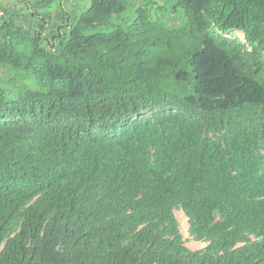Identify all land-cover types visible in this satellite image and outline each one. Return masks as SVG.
<instances>
[{
	"label": "trees",
	"instance_id": "1",
	"mask_svg": "<svg viewBox=\"0 0 264 264\" xmlns=\"http://www.w3.org/2000/svg\"><path fill=\"white\" fill-rule=\"evenodd\" d=\"M0 264H264V0H1Z\"/></svg>",
	"mask_w": 264,
	"mask_h": 264
},
{
	"label": "rangeland",
	"instance_id": "2",
	"mask_svg": "<svg viewBox=\"0 0 264 264\" xmlns=\"http://www.w3.org/2000/svg\"><path fill=\"white\" fill-rule=\"evenodd\" d=\"M2 1H4V0H2ZM237 36L242 38L241 33H237ZM173 212H174V215H175L176 220L178 222L180 232L183 236V239L185 240L184 244L189 249H192V250H196V249H200V248L204 247L206 245L205 242L196 241L190 236L189 231H188L187 218L184 215L183 211H181L180 209H175Z\"/></svg>",
	"mask_w": 264,
	"mask_h": 264
}]
</instances>
